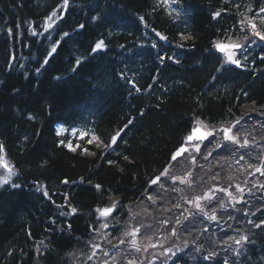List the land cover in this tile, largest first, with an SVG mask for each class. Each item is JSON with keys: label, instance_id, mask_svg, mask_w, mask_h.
<instances>
[{"label": "trees", "instance_id": "trees-1", "mask_svg": "<svg viewBox=\"0 0 264 264\" xmlns=\"http://www.w3.org/2000/svg\"><path fill=\"white\" fill-rule=\"evenodd\" d=\"M177 2L182 11L169 13L161 0H0V177L5 162L20 185L0 187V264H97L99 244L116 264H134L133 222L173 231L162 246L180 254L166 264H264V225L255 227L264 221V45L252 57L257 71L233 68L214 47L241 42L240 21L264 0ZM198 124L214 135L172 161ZM205 195L203 211L177 207ZM105 207L115 210L101 217Z\"/></svg>", "mask_w": 264, "mask_h": 264}, {"label": "snow or ice", "instance_id": "snow-or-ice-1", "mask_svg": "<svg viewBox=\"0 0 264 264\" xmlns=\"http://www.w3.org/2000/svg\"><path fill=\"white\" fill-rule=\"evenodd\" d=\"M163 4H167L169 2V0H162ZM171 2H176V0H171ZM63 3L64 5H67L68 4V0H63ZM249 11H251V8H249ZM53 15H56V13L54 12ZM221 15V12L220 11H217L216 13L213 14V19H216L217 17H219ZM93 20H96L97 18L95 16L92 17ZM143 17H140V20L143 21ZM241 24H244L245 27L247 29H250V32H251V35L254 36V37H257L260 41H264V7H260L259 9V12L256 14V16L254 18H245L244 20H241L240 21ZM49 27H51V25L49 24L48 25ZM85 27L84 24H80L78 25V28L79 29H83ZM35 34V33H33ZM64 36H68L69 33L67 32H64L63 33ZM157 35L159 36L160 34L157 33ZM161 39H166V37H163L161 36L160 37ZM245 39H247V34L245 35L244 37ZM60 41H56V46H53L51 51L47 53V55L45 56L44 58V61H43V64L41 65V67L44 66V64H47L49 62V57H51L56 51H57V46L59 45ZM219 51H224L225 50V45L223 44H215L214 45ZM104 47V41H98L95 43L94 46L91 47V53H95L99 50H102V48ZM153 47H155V45H153ZM230 47L232 48H241L243 47V45H241L240 43H234L232 45H230ZM161 60L165 59V57H160ZM168 59H172L171 57H168ZM264 59V58H262ZM227 62L229 63H232V64H235L237 67H240V61L238 59H234L233 58V55H229L227 57ZM76 66L78 67L80 64H81V61L80 60H76ZM74 70V69H73ZM37 72L40 71V68H37L36 69ZM219 71V69L217 70ZM57 79H59V77H57ZM137 91H139V89H137ZM29 119H31V117H29ZM238 123V122H237ZM129 124H132V120H129L128 123L125 125V128H127V126ZM125 128H122V129H119L112 137H111V143L112 144H116L118 143V140L122 138V133H124L125 131ZM218 131L222 132L224 134V138L225 140H230L232 141L233 143H236V136L234 135H229V132H231V128H220L218 129ZM85 134L84 133H81V137L83 138ZM208 135H214V132H208V133H200L199 132V129H196L193 131L192 134H190L188 137H187V141H192L194 138L196 139H205L206 136ZM89 143H91V141L89 140ZM111 144H106L105 147H110ZM217 147H221V145H217ZM4 145L2 143H0V153L4 152ZM199 147L197 146V151L199 152ZM186 151L185 148H181L179 150H177L171 157L172 161H177V158L179 156H181L184 152ZM208 155H211V152L208 153ZM195 158H193V161H194ZM205 159H207V156H205ZM241 159H243V157H241ZM109 163H112V161H109ZM3 167L5 169H8V175L6 177H0V187H3V186H6V185H9L11 184V188L13 189H17L20 187L19 184H16L14 182H11V175L13 174L11 172V169H9L8 165L5 163L3 164ZM249 167H251V165H249ZM257 172H261V175H264V171H262L261 169L257 168L256 169ZM168 174V170L165 169L164 172L161 173V177L163 176H167ZM161 177H156L154 179H152L150 181L151 184H156L159 182L160 178ZM178 178L177 177H172V180L173 182H175ZM65 183H67V181H64ZM181 183H183L184 181H180ZM95 187L97 189L100 188V185H95ZM262 187H264V185H262ZM240 190V189H238ZM220 191H227L226 189H220ZM45 195H47V193H45ZM204 198H207L209 200H211L212 198L211 197H207L206 195L204 197H195V199L197 201L201 200V199H204ZM149 199H151V197H149ZM221 207H223V204L221 203L220 205ZM177 207H179V205H177ZM196 207L198 210L200 211H203V209L201 208L200 204L197 202L196 204ZM114 207L113 208H104L102 210H100V216L101 217H108L110 214H112L114 212ZM73 212L76 211V209H72ZM205 215H207V213H205ZM212 219H215L216 217L215 216H212L211 217ZM249 223H252V221H249ZM261 225H264V221H261L260 224H256L255 227L259 228L261 227ZM102 227H108V225L105 223L102 225ZM125 235H128V233H125ZM131 235L135 236L136 235V232L133 231L131 233ZM247 240V236H241L239 240L236 241L237 244L241 243L242 241H245ZM121 243H123V241H121ZM135 243V241H133V244ZM139 250V249H137ZM105 256L108 255L107 252L104 253ZM211 255V254H210ZM89 260L92 259V257H88ZM205 260L209 259L208 256L204 257ZM106 264V262H105ZM131 264V262H130Z\"/></svg>", "mask_w": 264, "mask_h": 264}, {"label": "rangeland", "instance_id": "rangeland-1", "mask_svg": "<svg viewBox=\"0 0 264 264\" xmlns=\"http://www.w3.org/2000/svg\"><path fill=\"white\" fill-rule=\"evenodd\" d=\"M165 5H166L169 13L177 12V7H178L177 0H176V2H171V0H169V2ZM258 12L259 11H257V13ZM249 34H250V37L252 38L253 36L251 35L250 29H249ZM259 44H260V42H250L247 45V47H245L244 49H242L239 52L236 51V52L226 53V59L229 55H233L234 59H238L240 62H243V57H245L244 54L246 55V53H248L251 48L258 46ZM57 130L59 133H65L66 132L65 127H63L61 125L58 126ZM67 132L70 134L71 137L76 136L77 138H81V133H84L85 134L84 136H87V142L88 143L90 140L91 143L96 144V145L98 144V141L86 129L72 128V129L68 130ZM5 172L3 173V175L5 174L4 177H6L8 175V171H5ZM197 202L199 203V201H197V200L193 201V202L182 200L181 202L178 203V205H179V208L184 209L187 212V215H190V213L193 210H195V208H197L196 207ZM101 222H102V225L105 224L104 220ZM149 225H150V228H153V232H151L147 236H142L141 234H142L143 230L146 227H148ZM146 227L143 228L142 225L137 224V222H133L129 225L128 230L126 231V233H128L130 235V237L127 238L130 244L127 245L126 251H134V254H133L134 260L132 262L134 264H143V262L147 259L146 254L148 252H152V255H156V257H161V259H163L167 255H169V257L166 258L167 260L164 262V264H166L168 261H171V260L176 261L177 256L180 254V250L178 248L173 250L172 248L169 249L168 247L162 246V245L167 243L166 240L170 238V236L173 234V231L171 230V232L169 234L166 233L163 235H158L157 231L154 228L158 229L159 225H157L155 222L148 223ZM133 231L136 232L135 236L131 235V233ZM100 239H101L100 235L98 237H96V240H95L96 244L94 245V247L98 243H100ZM106 239L107 238H105V240ZM105 240H103L102 242H104ZM133 241H135L134 244H133ZM105 243L107 245H109L107 248H110V245L113 242L105 241ZM105 243H102V245L105 246ZM120 243L121 242H119V244ZM137 249H139V250H137ZM105 252L108 253L107 256L104 255ZM117 256H118V254L112 255L111 252H109L107 249L103 248L101 246V244H99V246L96 249H94L92 252L93 260L97 264H105V262H106V264H116V262H118ZM135 257H140V261H138V259H135ZM152 257L153 256L149 257V259ZM156 257L154 256L146 264H157L158 258H156ZM128 264H129V262H128Z\"/></svg>", "mask_w": 264, "mask_h": 264}, {"label": "water", "instance_id": "water-1", "mask_svg": "<svg viewBox=\"0 0 264 264\" xmlns=\"http://www.w3.org/2000/svg\"><path fill=\"white\" fill-rule=\"evenodd\" d=\"M220 44L225 45V50H226V49H232V47H230V45H232V44H228V43H220ZM196 129H199V132H200V133H207L205 130L201 129L200 127H195L194 129L191 130L190 134H192L193 131L196 130ZM190 134H189V135H190ZM189 135H188V136H189ZM188 136H187V137H188ZM206 137H207V136H206ZM205 139H206V138H205ZM205 139H203V141H204ZM194 140H201V139H196V138H194L192 141H187V138H186V142H188V143H191V142H193ZM182 147L185 148V149L187 150V147H186L185 145L180 146L177 150L181 149ZM177 150H176V151H177ZM176 151H175V152H176ZM175 152H174V153H175ZM174 153H173V154H174ZM179 157H180V156H179ZM155 178H156V177H155ZM150 184H151V183H150ZM151 185H152V184H151Z\"/></svg>", "mask_w": 264, "mask_h": 264}]
</instances>
